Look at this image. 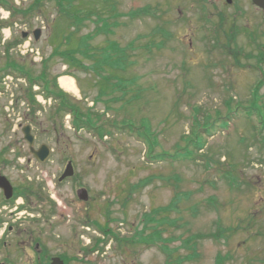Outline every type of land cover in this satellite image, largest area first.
<instances>
[{
  "label": "rangeland",
  "instance_id": "374dc122",
  "mask_svg": "<svg viewBox=\"0 0 264 264\" xmlns=\"http://www.w3.org/2000/svg\"><path fill=\"white\" fill-rule=\"evenodd\" d=\"M30 1L17 3L25 8ZM109 4L115 10L109 14L120 16L109 17V32L96 37L92 45L101 47L109 41L128 48L133 44L128 54L134 63L126 75L137 77L131 90L138 99L128 93L119 103L105 104L104 98L97 105L92 103L98 88L91 73L68 67L62 58L47 59L66 28L57 8L48 3L41 14L23 19L0 7V43L4 34L10 35L8 42H21V33L31 36L32 31L45 29L37 42L28 39L22 48L38 50L39 56L20 54L15 47L6 50L0 44V86L3 81L5 88L0 90V150L8 148L12 162L5 170L0 165V173H6L13 187L31 184L43 197L41 203L28 199L32 202L27 213L55 211L53 217L33 225L27 213L11 215L0 205V231L5 223L33 229L29 238L25 233L5 232L0 246H28L35 238L52 253L72 257L71 264H165L159 246L125 245L111 234L103 244L102 230L112 231L119 240H131L141 230L144 214L174 203L172 210L156 217L157 230L173 258L190 256L183 264H215L221 255L223 264H264V12L250 0H233L232 6L224 0H110ZM202 5L204 19L198 11ZM93 6L102 12L105 5ZM142 8H148L150 16L125 15ZM7 12L9 19L4 21ZM100 25L87 21L76 36ZM232 32L229 49L240 51L236 59L229 49L213 47L216 36L221 46L224 35ZM10 60L33 78L43 69L48 80L74 77L77 93H68V98L82 113L90 110L93 121L99 117L109 134L100 141L85 128L73 130L66 114L51 118L54 101L44 98L36 105L40 113L30 112L21 121L22 126H31L35 149L44 144L51 150L46 162H36L20 131L8 128L11 121H4L1 109L10 93L20 100L29 90L36 101L41 97L40 84L28 82L23 89L28 80L8 73L9 68L4 72ZM127 100L133 101L125 104ZM124 120H131L141 134L122 128ZM114 123L119 129L111 127ZM12 124L17 125L15 120ZM141 125L149 130H140ZM68 162L75 174L58 184ZM81 189L88 193L85 202L77 198ZM23 203L18 200L12 209ZM18 216L19 223L12 224ZM195 235L203 239L195 248L184 247V241ZM95 246L99 251L92 250Z\"/></svg>",
  "mask_w": 264,
  "mask_h": 264
},
{
  "label": "trees",
  "instance_id": "16d2710c",
  "mask_svg": "<svg viewBox=\"0 0 264 264\" xmlns=\"http://www.w3.org/2000/svg\"><path fill=\"white\" fill-rule=\"evenodd\" d=\"M109 2L110 0H31L25 8L16 9L11 7L7 0H0V7L12 10V14L14 17L16 15H20L23 19L25 17H34L35 15L41 14L45 4L48 3H52L57 8V12L62 16V19H65L66 28H62L61 41L59 44L53 45L52 53L47 59L53 57L62 58L65 64H68V67H75L77 69H81L85 73H91L95 78V85L98 88V93L92 103L94 105H97L98 102H102L104 98H106L107 100L105 101V104L112 102L119 103L123 101L125 98H128V93H131V95L133 94V91L131 89L136 85L137 82V77H130V75H126L129 66L134 63L133 61L129 60L130 55L128 54V49L132 48L133 44H130L128 48H123L118 43L109 41L106 42V45L101 47L92 45V41L96 37L101 34L107 35V32H109L107 28L108 26L106 24V21L109 19V17L115 19L116 17L120 16L119 14H109L111 12H115L114 7L111 6ZM96 3H102L103 5H105L102 6V12L96 11V7L93 6V4ZM106 6H110V10H108ZM106 13L109 15L106 17L103 16ZM149 14L150 10L148 8H142L125 15L130 17L131 19H136L146 16L148 17ZM87 21H94V23H96L97 25H99V23L101 25L97 26L96 29L91 33L76 36L78 31H80L85 26V22ZM17 43L18 40H15L14 42L8 44L6 50ZM230 44L231 42H226L219 47H222L223 50L229 49ZM217 45L218 43L216 42L213 47L217 48ZM61 47L64 48L61 49ZM239 52L229 49V53L234 55L235 59L237 58V56H239ZM8 68L12 71L8 72ZM4 72H13L16 73V75L25 77L30 83V86H32L34 83H39L46 97H51L54 100L60 102V109L58 111L59 113H61V116L66 113L72 112V127L75 130L85 128L88 130V132H93L95 134L94 136H96L100 140H102L105 135L109 134V131L104 127L105 124H101L100 122H98L99 117L96 118L95 121L91 119L89 115L90 110H88L87 113H82V111L78 107L74 109L67 95L64 94L60 89H58L56 81L57 77L52 78V80H48L46 76V69H43L39 76L33 78L23 66L19 65L13 60H10L6 62ZM259 72L262 73L261 68H259ZM85 97L86 95L83 94V98ZM130 98H132L133 100H137L138 95H132L130 96ZM28 100L32 105H36L34 98L30 93H28ZM133 100H127L125 104H129V102ZM35 109L36 108L33 107V111H35ZM111 127L118 128L117 125L115 126V123L111 124ZM121 127L126 128L131 134L139 130V127H135L134 123L131 120H124ZM140 130L148 131L149 128L141 125ZM137 134L139 135L141 134V132L139 131L137 132ZM147 139L149 140V138ZM199 145H201V143H199ZM149 147L150 143H148L147 145V153L150 157L151 150H149ZM141 185L142 184L140 183L133 187L139 188ZM27 189L31 194H33L34 189L32 186ZM37 193L38 190L36 191V194ZM16 196H25V193L23 190H17ZM173 205L174 203H172L170 206H166L165 208L154 209L152 210V212L144 214L141 217L142 228L137 232V234H135L134 237L136 238H133L131 240H119L117 236H115L111 233V231L108 230H102V233L106 237H110V235L108 234H111L112 237L117 239L119 242L122 241L125 245H130L133 247L135 245L150 247L157 244L159 246V249L166 255L165 264H183V262L190 260L191 257L185 256L173 258L171 256V250L166 245H164L165 241L163 242L161 231L157 230V225H159L160 223H156V221L158 220L156 217L172 210ZM147 230L150 231L149 234H146ZM219 234L220 237L223 236V232H218L217 235L219 236ZM202 239V235L191 236L184 241V247L195 248L198 241ZM97 247L98 246H96L95 248ZM223 262L224 258L221 257V255H217L215 264H223Z\"/></svg>",
  "mask_w": 264,
  "mask_h": 264
},
{
  "label": "flooded vegetation",
  "instance_id": "af4514ba",
  "mask_svg": "<svg viewBox=\"0 0 264 264\" xmlns=\"http://www.w3.org/2000/svg\"><path fill=\"white\" fill-rule=\"evenodd\" d=\"M227 6H232V4H227ZM201 14L202 17L200 19H202L204 16V12L205 8L203 7V5L200 7V10H198ZM217 18L218 20H223V16L218 13L217 14ZM221 22V21H220ZM223 23V22H221ZM218 27V26H217ZM36 113H40V110L35 111ZM29 116V114H21L20 113V117L23 118L24 120L27 119ZM22 119V120H23ZM8 123V122H6ZM9 125V124H8ZM8 128L10 129V131H13V125H9ZM31 128V126H30ZM32 131V128H31ZM39 147H37L36 149H38ZM8 148L4 147L0 150V165L1 167L5 170L6 168H10L12 166V162L9 161V154H8ZM0 176L4 177L9 183L10 181L7 179L6 173H0ZM11 184V183H10ZM12 186V184H11ZM30 186L33 187L34 192L33 194H31L27 188H29ZM13 193L11 195V197L9 199H5V196L3 194V191L0 189V195L2 198V201L0 202V205H3L2 209L4 210H9L8 213L11 215H17L18 213L22 212H26V210L28 209L29 203H31L32 201L36 202V203H41L43 202V197H41L40 195L36 194L37 189L34 188L33 185L31 184H27V185H23L21 188H15L13 187ZM15 190H23L25 193V196H16L14 194ZM28 199H33L31 202H28ZM18 200L21 201H25L26 205H24V203L21 206H17L15 207L14 210H18L16 213H13V204L15 202H18ZM28 211H34V210H28ZM40 210H37V212H31V213H27L28 216L30 217V221L32 222L33 225H36L40 219L41 220H48L49 218L53 217L54 215V210L52 208H50V212L49 213H43V212H39ZM1 209H0V213H1ZM14 216V217H15ZM13 217V216H10ZM20 219V216L16 217L15 220L13 221L12 224H16L17 221ZM25 220V219H24ZM19 223V221H18ZM3 224L2 219L0 218V225ZM6 226L4 227V231H0V236H2L5 232L7 233V235L12 234L14 232L20 234V233H25L29 236L33 233V229H30V232L28 230H21L19 228L17 224V226L11 225L9 226V224L5 223ZM43 245L41 243H39L35 238H30V241L28 242V246H0V249H2L4 251L3 255H0V264H52L54 259H59L62 264H71V261H73L72 257H68L66 254L60 253V254H55L52 253L50 249H48L46 246H40ZM23 259V260H22Z\"/></svg>",
  "mask_w": 264,
  "mask_h": 264
},
{
  "label": "water",
  "instance_id": "95a60500",
  "mask_svg": "<svg viewBox=\"0 0 264 264\" xmlns=\"http://www.w3.org/2000/svg\"><path fill=\"white\" fill-rule=\"evenodd\" d=\"M226 2L228 4H231V0H226ZM252 3L256 7L264 10V0H252ZM40 36H41L40 30L33 31V37H34L35 41H38ZM21 37L24 39L27 37V34L22 33ZM21 131L23 134V140L28 144L30 153L36 158V160L39 163L45 162L50 156L49 148L45 145H42L39 147L38 150H34L33 149V137L30 133L29 126L23 127ZM72 175H73V168H72V165L70 163H68L65 170H64V173L62 174V176L59 178L58 181L61 182L62 180L66 179L68 177H71ZM0 189L3 191V194H4L6 199H9L11 197L12 187L4 177H0ZM78 198L80 200L86 201L87 200V192L84 190H81L80 192H78ZM52 264H62V263L58 259H54Z\"/></svg>",
  "mask_w": 264,
  "mask_h": 264
},
{
  "label": "bare ground",
  "instance_id": "6f19581e",
  "mask_svg": "<svg viewBox=\"0 0 264 264\" xmlns=\"http://www.w3.org/2000/svg\"><path fill=\"white\" fill-rule=\"evenodd\" d=\"M59 85L62 89H64L66 92L76 94L77 88L74 84V81L67 76H62L58 79Z\"/></svg>",
  "mask_w": 264,
  "mask_h": 264
}]
</instances>
